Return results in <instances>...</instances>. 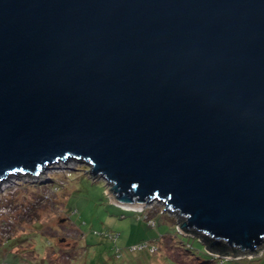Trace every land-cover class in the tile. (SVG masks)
<instances>
[{
  "label": "water",
  "instance_id": "95a60500",
  "mask_svg": "<svg viewBox=\"0 0 264 264\" xmlns=\"http://www.w3.org/2000/svg\"><path fill=\"white\" fill-rule=\"evenodd\" d=\"M67 157L256 255L264 0H0V180Z\"/></svg>",
  "mask_w": 264,
  "mask_h": 264
},
{
  "label": "rangeland",
  "instance_id": "374dc122",
  "mask_svg": "<svg viewBox=\"0 0 264 264\" xmlns=\"http://www.w3.org/2000/svg\"><path fill=\"white\" fill-rule=\"evenodd\" d=\"M46 166L37 175L13 172L0 180V264H264V246L256 255L208 252L201 239L180 232V216L157 200L142 209L110 201L111 185L90 177L82 160ZM110 234L119 235L116 242ZM157 237L152 252L127 248Z\"/></svg>",
  "mask_w": 264,
  "mask_h": 264
},
{
  "label": "trees",
  "instance_id": "16d2710c",
  "mask_svg": "<svg viewBox=\"0 0 264 264\" xmlns=\"http://www.w3.org/2000/svg\"><path fill=\"white\" fill-rule=\"evenodd\" d=\"M155 226H156V224H155ZM185 235H190V234H185ZM191 235H194V236L198 237L199 239H201L205 243L208 252H210L214 255L224 256L226 254H228V255L232 254V255L236 256L240 252L238 249H232L226 244H221L218 246H212L211 245L212 239L208 235L197 234L195 232H192ZM110 237H112L114 239V241L116 242V240L119 238V235L118 234L117 235L116 234L115 235L110 234ZM160 241H161V237L152 238V239H142L139 242L129 244L127 248L131 252H137V251H147V252L151 251L152 252V250H153L152 248H154V247L156 249L159 248V242ZM117 248H119V247H117ZM188 248H190V247H188ZM228 252H230V253H228ZM220 254H222V255H220ZM141 258L142 257H140V259ZM225 258H227V257H225ZM232 258L235 259L234 257H232ZM137 263L140 264V262H137Z\"/></svg>",
  "mask_w": 264,
  "mask_h": 264
},
{
  "label": "bare ground",
  "instance_id": "6f19581e",
  "mask_svg": "<svg viewBox=\"0 0 264 264\" xmlns=\"http://www.w3.org/2000/svg\"><path fill=\"white\" fill-rule=\"evenodd\" d=\"M5 179V178H4ZM145 205H143L142 207H144Z\"/></svg>",
  "mask_w": 264,
  "mask_h": 264
},
{
  "label": "clouds",
  "instance_id": "9594fccd",
  "mask_svg": "<svg viewBox=\"0 0 264 264\" xmlns=\"http://www.w3.org/2000/svg\"><path fill=\"white\" fill-rule=\"evenodd\" d=\"M19 172V171H18ZM21 172V171H20ZM13 173V172H12ZM25 173H27V172H25Z\"/></svg>",
  "mask_w": 264,
  "mask_h": 264
}]
</instances>
